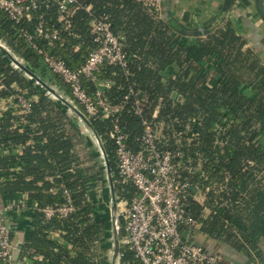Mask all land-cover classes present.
<instances>
[{
  "label": "trees",
  "instance_id": "1",
  "mask_svg": "<svg viewBox=\"0 0 264 264\" xmlns=\"http://www.w3.org/2000/svg\"><path fill=\"white\" fill-rule=\"evenodd\" d=\"M78 1L91 8L78 9L67 29L56 6H42L39 11L63 30L65 42L39 38V44L78 69L96 46L92 19L108 14L114 32L125 37L129 60L127 68L105 64L98 76L112 79L106 93L113 103L123 102L133 89L147 104L142 115L126 109L120 116L131 148L141 149L144 117L159 125L162 148L174 147L180 139L200 165L192 192L202 199L185 201L187 214L202 223L197 234L222 241L255 263L264 261V59L230 17L199 29L162 18L137 0ZM237 1L249 2L233 0V4ZM36 15L24 24L31 32L38 23ZM19 27L0 9V39L33 72L74 100L70 87L49 73L20 36ZM0 74V196L23 194L38 203L30 214L32 230L26 233L21 258H28L25 264H107L112 246L110 210L101 214L99 196L108 202L109 191L98 152L67 106L46 95L2 52ZM86 85L93 94L92 82ZM173 92L183 99L172 98ZM20 94L30 103L25 111L17 98ZM91 123L107 152L118 201L130 200L137 190L117 182L113 121L98 117ZM65 189L75 210L48 218L47 207L67 203ZM120 225V264H142L124 243L122 218Z\"/></svg>",
  "mask_w": 264,
  "mask_h": 264
},
{
  "label": "built area",
  "instance_id": "2",
  "mask_svg": "<svg viewBox=\"0 0 264 264\" xmlns=\"http://www.w3.org/2000/svg\"><path fill=\"white\" fill-rule=\"evenodd\" d=\"M137 1L159 14L162 12L164 0ZM51 5L56 6L59 20L66 25L64 29L70 26L78 9L89 11L91 8L83 6L78 0H0V9L20 25V36L38 54L49 73L58 75L70 87L74 101L83 106L86 115L90 119L102 117L113 121L110 135L118 159L117 182L132 184L137 190L130 200L121 199V203L125 204L120 214L126 232L124 243L135 252L142 264H227L221 256L190 239L191 233L195 231L197 234L202 223L187 214L185 201L197 197L192 192L193 178L200 172V165L187 154L180 144L181 140L178 139L174 147L162 148L159 125L144 117L141 149L134 151L128 134L120 126V116L126 109L142 115L147 108L145 99L133 89L123 102L113 103L106 93L113 84L112 79L102 80L98 76L105 64L127 68L129 57L125 50V37L114 32L108 14L93 18L90 32L96 46L80 68L72 69L64 59L38 42L40 37L46 38L47 42H65L63 30L50 24L46 15L39 11L42 6ZM34 14H37L38 23L31 32L24 24L31 21ZM87 82L95 86L93 94L89 92ZM17 98L24 111L29 109L27 98L21 94ZM64 193L67 203L57 208L47 207L44 211L48 218L56 213L66 216L75 210L69 191L65 189ZM23 205L5 203L0 198V264L28 262V258L21 256L18 261L14 259L17 244L13 224L8 217L15 206ZM255 264H260V261L257 259Z\"/></svg>",
  "mask_w": 264,
  "mask_h": 264
},
{
  "label": "crops",
  "instance_id": "3",
  "mask_svg": "<svg viewBox=\"0 0 264 264\" xmlns=\"http://www.w3.org/2000/svg\"><path fill=\"white\" fill-rule=\"evenodd\" d=\"M228 1H230L229 4H227ZM258 1L249 0L247 4L237 1L233 4V0H164L161 17L165 19L173 18L191 28L199 29L206 26L215 27L225 18L230 17L234 21L238 33L242 34L247 39L249 46L254 48L264 59V19L259 13ZM261 1L264 5V0ZM215 20L219 21L215 23ZM0 198L5 203H14L15 205L24 203L22 207L15 206L8 213L10 222L14 227L16 244L19 242L24 243L27 231L32 230V227H30V214L32 209L38 206V203L26 200L23 194L10 199H3L1 196ZM54 234H57V232ZM190 239L195 243L200 242L208 251L221 257L225 256L227 252H231L236 257H243L242 254L226 246L222 241L205 235H198L193 232ZM262 249L264 251V244ZM260 264H264V261H260Z\"/></svg>",
  "mask_w": 264,
  "mask_h": 264
},
{
  "label": "water",
  "instance_id": "4",
  "mask_svg": "<svg viewBox=\"0 0 264 264\" xmlns=\"http://www.w3.org/2000/svg\"><path fill=\"white\" fill-rule=\"evenodd\" d=\"M230 1L227 2L229 4ZM258 10L262 18L264 19V5L261 0L257 3ZM220 20V18H219ZM219 20H215L217 23ZM44 42H46V38L40 37ZM0 52H2L3 56H6L10 60V62L20 70H23L25 74L32 80L36 85L42 86L45 89V94L55 100H61L66 106L68 113L71 114L73 112V116L77 117L78 122H80L83 126L86 127L88 133L92 136L93 139L96 140L98 147L101 152L103 169L106 172V182L108 185L106 187L109 191V199L111 202V206H109L110 210V224H111V236L109 241L111 242L112 246L108 248L107 255L108 261L107 264H120V215L118 213V199L115 191V183L113 180L112 170L109 163V158L107 152L105 150L103 141L101 136L95 131L93 125L91 123V119L86 115V113L75 103V101L57 84L54 82H48L42 79L38 74L32 71L30 66L26 64V62L18 56L5 42L3 39H0ZM178 97L179 100H182L183 97L179 96L177 92L172 93V98ZM72 115V114H71ZM85 134V133H84ZM86 135V134H85ZM197 245L202 246L205 248L203 244L200 242H196ZM24 243L19 242L14 250V259L18 261ZM112 248V249H111ZM221 259L227 264H253V260L244 256L243 257H236L231 252H227V254Z\"/></svg>",
  "mask_w": 264,
  "mask_h": 264
},
{
  "label": "rangeland",
  "instance_id": "5",
  "mask_svg": "<svg viewBox=\"0 0 264 264\" xmlns=\"http://www.w3.org/2000/svg\"><path fill=\"white\" fill-rule=\"evenodd\" d=\"M81 108V107H80ZM86 136V135H85ZM87 137V136H86ZM95 148H97V152H98V155H99V158H98V162H100V165L102 166V169H103V163H102V157H101V152H100V150H99V148L98 147H95ZM104 180H106V172L104 171ZM106 185H108L107 184V182H106ZM106 185H105V188H106ZM104 191H105V189H104ZM197 198L198 199H202V196L201 195H198L197 196ZM99 199H100V202H101V205H103L102 206V210H101V214H103V213H105L106 211H109L108 209H109V206H111V202L109 201V202H107V199L105 198V197H101V196H99ZM121 199L119 200V202H118V213H119V215L121 214V210L123 209L124 210V207H125V204H122L121 203ZM123 202V201H122Z\"/></svg>",
  "mask_w": 264,
  "mask_h": 264
},
{
  "label": "bare ground",
  "instance_id": "6",
  "mask_svg": "<svg viewBox=\"0 0 264 264\" xmlns=\"http://www.w3.org/2000/svg\"><path fill=\"white\" fill-rule=\"evenodd\" d=\"M71 114L73 115V112H71ZM79 124H80V126H81L83 132L86 134V136H87L89 142L92 143V145H93L94 147H98V144H97L96 140L93 139L92 136L88 133L86 127L83 126L80 122H79ZM98 148H99V147H98ZM95 149L97 150V148H95ZM99 150H100V149H99ZM107 191H108V189H107ZM109 200H110V199H109Z\"/></svg>",
  "mask_w": 264,
  "mask_h": 264
}]
</instances>
